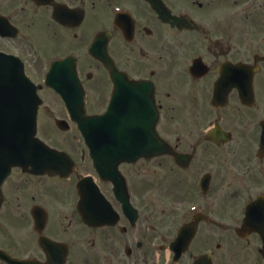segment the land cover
<instances>
[{"label":"flooded vegetation","instance_id":"obj_1","mask_svg":"<svg viewBox=\"0 0 264 264\" xmlns=\"http://www.w3.org/2000/svg\"><path fill=\"white\" fill-rule=\"evenodd\" d=\"M163 1L173 15L181 17V22L164 21L148 0H76V3L68 0H0V16L8 18L0 24V51L21 58L29 74L46 73L51 61L73 54L86 90L87 106L89 93L93 90L99 92V97L106 95L107 103L113 87L110 71L91 56L89 49L98 36L108 33L106 50L115 66L133 78L153 80L160 108L158 129L161 131L164 125L175 150L189 157L187 164L182 161L184 166L168 156L141 160L136 165L125 166L128 174L138 166L139 176L146 181L148 164H154L149 170L156 174L168 167L178 184L170 193L172 197L179 200L185 194L187 203L199 206L198 212L204 214L224 212L225 204L218 205L220 210L211 212L209 200H215L214 195L219 194L215 205L219 198L222 203L225 200L222 191L226 186L229 189L234 185L232 179L240 178L241 168L245 169L252 184L257 185V191L249 199L264 195V149L259 145L264 132V103L260 105V96H257V88H264V19L255 17L253 0ZM60 6L74 9L76 17H65L64 24L57 21L55 8ZM36 25L45 34V45L40 51L31 53L39 56L33 61L23 48L24 42L30 44L23 32H29L32 37L37 31L32 29ZM260 39L259 47L254 40ZM226 63L233 64L234 73H227L231 80L239 78L235 66L260 68L254 78V105L245 104L236 89L230 91L224 106L212 105L213 92ZM226 112L233 115L232 119L228 118L229 123L224 117ZM210 133H213V139H208ZM183 144L188 147L180 148ZM77 150L81 151L77 157L85 160L84 148ZM156 174L151 175L157 177ZM223 174L230 181L223 182ZM205 177H209L207 191L201 184ZM33 179L46 180L47 176H33L17 169L4 184V200L0 206L1 251L14 259L28 261L27 264H163L162 234L169 237L172 233L163 231L161 209L157 214L143 197L145 194L151 197L146 187L145 192L144 187L138 192L133 190L140 211L136 227L130 226L125 215L120 216L116 225L87 226L77 212L76 196L73 213L67 210L70 206L54 209V203L49 207L43 201L36 202L37 196L30 195L29 184ZM215 184H221V188L215 189ZM22 196H31L29 199L32 200L28 216L26 213L21 215L28 217L30 222L28 238L25 233L23 235L27 243H22L20 234L12 228L7 229L1 217L8 204H12L11 200L18 197L22 201ZM36 205L48 211L42 230L36 227L33 217ZM64 215L72 217L68 225L63 224ZM73 221L89 232L90 238L85 237L84 243L90 257L77 258V234L70 230ZM171 226L176 229V224ZM14 228L19 227L14 225ZM43 239L54 246L44 248L41 245ZM184 260L178 264H186ZM0 264L8 263L0 257Z\"/></svg>","mask_w":264,"mask_h":264},{"label":"rangeland","instance_id":"obj_2","mask_svg":"<svg viewBox=\"0 0 264 264\" xmlns=\"http://www.w3.org/2000/svg\"><path fill=\"white\" fill-rule=\"evenodd\" d=\"M71 1V3H76V0H68ZM253 5L255 6L254 9V15L255 17H259L261 19H264V0H253ZM203 16V14H202ZM32 29H36L37 31L35 32L32 37L30 36L29 32L24 31L23 34L26 35V40L32 44V47H30V44H26L27 42H24L23 48L26 49L25 52H28L31 60L37 61L39 56L33 54L31 55L32 52H37L41 50V47L45 45V34L41 30L42 28H39L38 25L33 26ZM28 35V36H27ZM181 39V38H179ZM255 44L260 47V43L262 42V39L260 40H254ZM26 57L28 60L29 58ZM35 75V74H34ZM99 92L96 90H93V92L89 93L88 97V107L90 111H95V110H101L104 107V104L106 103V98L104 95L103 97H99ZM258 95H260V105L264 103V88H261V91H259ZM43 97L47 101L49 105H52L53 107V113L50 114L45 108H43L42 112V121H44L45 125L51 128L54 133H52L50 136H46L47 139H50L51 144L54 146L57 145L58 147H65L69 150H73L75 152V156L77 155L80 156L81 151L77 152V148H83V144L79 139H77V132L74 129H71L70 131L62 132L59 129L55 127V130L52 126L53 123H55V119L57 118L56 116L60 115L58 111H55V107L57 109L61 110V106L54 104L50 98H57L54 96L50 91H46L43 93ZM46 103V106H48ZM229 111V110H228ZM211 114H214V111L211 109L210 110ZM217 116V112H215ZM232 114H229L226 112L224 114V117L226 118V123H229L230 120L232 119ZM229 118V119H228ZM261 117H258V119ZM161 133L163 134L164 137L167 139H170V133L168 130L165 129L164 125H162L161 128ZM49 141V140H48ZM188 146L186 145H181L180 148H187ZM154 164H148L146 168V172L149 171V169L153 166ZM223 168V167H222ZM161 173L156 175L157 177H153L151 174V177L146 176V181L144 180V192H145V187H155V190H158L157 187H161V189H173L174 185H178L175 183L176 181L174 180L175 174L170 172L168 167H164ZM241 176L240 178L232 179L235 181L234 185H231V187L228 189V186H226V190L222 191L221 194H223L224 199L226 201L225 205V210L224 212L219 215V216H213L217 219H224L226 220L225 222L230 223L231 226H235L236 224L232 223V217H234L235 214H230L235 208H243L244 204L248 201L247 198L251 197L252 193H255L257 190L255 187L257 185H253L251 180L247 175H245V169L241 168ZM139 167H136L135 170L130 171V175L132 176V182L134 184L135 188H138V184L141 183L139 187H143L142 185V179H139ZM157 178V179H156ZM230 181L228 176L226 174H223V182ZM57 180H34L31 181L29 184V187L31 188L30 195H35L36 197V202H41L43 201L44 203L51 204L54 203L58 206L55 205L54 209L60 208H68L70 206L71 212L73 213L74 211V198L76 196L75 190L73 187V180L69 181H62L61 183L58 182L56 183ZM161 182H164L163 184ZM185 182V181H184ZM188 186V185H187ZM221 188V184H215V189ZM251 189H253V192H251ZM189 190V186H188ZM139 189L137 190V192ZM159 191V192H158ZM155 192L153 189H148L147 193H151L149 197V194H145L143 197L147 202H153L151 203V209L155 210L156 213H161L164 215L165 213L163 210H168L167 214L164 216H161L162 220V225H165L166 227L169 225V216L172 215L174 221V224H177L179 221V214L181 212V209H170L168 208L169 202L172 201H188V197H186L185 194H182V198L179 200H176L174 198H168V199H163V196L161 197V194H165L163 191L160 192L158 190ZM157 194V195H155ZM217 194V191L216 193ZM219 196L217 194L216 196L214 195V198ZM142 197V195H141ZM213 197V195H212ZM18 197H14L10 202L12 204H8L6 209L3 211L1 214L2 220H3V225L5 224L7 226V229H13L16 234H20L19 239L21 240L22 243H27L28 240L25 238H28V227L30 225V222L28 223V217H23L22 214L26 213L28 216V207L31 206L32 200L31 196H22L21 198L23 199L22 201L17 199ZM26 199H29L26 202ZM67 199V200H66ZM215 200L211 198L209 200V210L211 212H216L217 210H220L218 205L222 207L224 203H221V198H219L215 205ZM246 200V201H245ZM24 202V203H23ZM21 204V205H20ZM71 204V205H70ZM52 206V204H51ZM50 207V206H49ZM20 209V210H18ZM51 208V211L54 210ZM170 210V211H169ZM57 211V210H56ZM221 211V210H220ZM55 214V213H54ZM56 215V214H55ZM24 216V215H23ZM72 220V217H67L64 215L63 216V224L68 225ZM77 220H79L77 218ZM14 225H17L19 227L17 230H15ZM71 232L72 234H77V258H81L82 256L85 257H90L91 253L86 252V245L84 243V238H90V235L88 231H86L82 225H77L75 221L72 223L71 227ZM25 233V235H24ZM170 233H173V229L170 230ZM25 237H24V236ZM23 236V238H22ZM19 241V240H18ZM20 242V241H19ZM221 244L220 248H217V245ZM261 239L259 238L258 235H251L249 238L246 240H242L236 236V233L232 230L229 229H220L217 228L214 224H208V223H203L201 224L200 228V234L198 238L195 240L192 248H191V253L194 254V256L205 253V252H210L214 254L215 257V264H264V256L260 253V248H261ZM190 253L187 255L189 256ZM161 263L165 264L169 260V256L167 253L161 254ZM190 257H187V261L190 262ZM185 259V262H186ZM187 264V262H186Z\"/></svg>","mask_w":264,"mask_h":264},{"label":"water","instance_id":"obj_3","mask_svg":"<svg viewBox=\"0 0 264 264\" xmlns=\"http://www.w3.org/2000/svg\"><path fill=\"white\" fill-rule=\"evenodd\" d=\"M60 80L62 81H70L74 85L76 84V77L71 71H66L65 73H60ZM133 84H130V90L133 91ZM143 100L139 99L136 101V98L132 97V94L124 95L122 93V86L119 84L117 86L116 93L112 100V104L110 106L109 112L101 117H86L85 112L78 119V121L82 124V127H87V135L88 139H94L96 134L100 137H106L108 141L114 142L118 139L123 145L124 148H130V153H138V148H141L140 143L146 142L147 144L152 143V138L155 133V127L152 126L154 122V118L152 120V107L150 106V102L147 98L142 96ZM140 101V103H139ZM37 104L38 102L33 99V103H31L33 109V119L29 120V125L36 118L37 112ZM137 106V108L135 107ZM34 127L32 126L30 130H32L29 134L28 138H24L23 134H18L17 140H14L15 146L17 149L20 148H39V145L32 143L34 137ZM95 129V133H94ZM104 131L106 134H104ZM154 131V133H153ZM156 135V134H155ZM32 137V138H31ZM93 137V138H92ZM128 139L133 142L134 146H130ZM121 148V147H120ZM133 148V149H131ZM168 148V147H165ZM149 149H146L148 151ZM30 152H32L30 150ZM34 153V150H33ZM248 219L246 220V225L250 229V231L257 230L263 241H264V223L257 224L252 222L251 218L252 211L249 210ZM264 254V249H263Z\"/></svg>","mask_w":264,"mask_h":264}]
</instances>
